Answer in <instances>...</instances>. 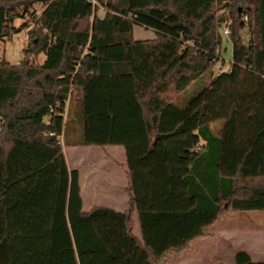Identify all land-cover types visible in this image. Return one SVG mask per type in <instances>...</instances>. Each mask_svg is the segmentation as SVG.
I'll return each instance as SVG.
<instances>
[{
	"label": "trees",
	"instance_id": "16d2710c",
	"mask_svg": "<svg viewBox=\"0 0 264 264\" xmlns=\"http://www.w3.org/2000/svg\"><path fill=\"white\" fill-rule=\"evenodd\" d=\"M96 1L0 0V49L41 5L25 59H0V264H165L224 217L264 211V0H230L221 73L229 0ZM72 145L125 147L127 210L83 209Z\"/></svg>",
	"mask_w": 264,
	"mask_h": 264
},
{
	"label": "rangeland",
	"instance_id": "374dc122",
	"mask_svg": "<svg viewBox=\"0 0 264 264\" xmlns=\"http://www.w3.org/2000/svg\"><path fill=\"white\" fill-rule=\"evenodd\" d=\"M228 4L219 6L217 12L223 19L232 16V12ZM41 5L37 4L28 13L20 11V16L15 21L17 30L12 33L11 38L7 39L0 49V59L5 58L12 64H20L26 57V48L29 42V34L27 27H22L23 24L32 23V12H39ZM221 28V25H220ZM137 37L146 39L155 36V31L152 29H145L140 25H134L133 29ZM222 33L221 56L222 61H219L214 67V73L226 66L232 61L233 44L230 38ZM242 36L245 42L248 41V28L242 31ZM46 58L44 52L37 55L30 56V63L37 65L42 63ZM211 77L205 80L208 85ZM198 89L197 85L191 86L187 93ZM1 128V122H0ZM121 147V148H120ZM122 146L105 145L104 147L88 145V146H65V156L69 167L78 168L81 177H83V184L87 188L93 186L97 188L94 196H89L85 192L86 202L92 201L91 206L107 205L119 211L128 209V195L123 191L122 182H118L122 173V166L125 165L124 151ZM122 175V174H121ZM121 184V185H120ZM121 186V188L119 187ZM133 224L135 233L139 234L140 224H138L137 212L133 215ZM255 228L257 232L252 235L251 244L254 247H262L264 243V211H251L250 213H238L224 217L211 226L203 238L195 240L189 244L188 250L181 256L168 258L165 264H216L221 260H228L230 257V250L234 251L235 237L232 232L238 228ZM227 231V232H223ZM226 233V234H225Z\"/></svg>",
	"mask_w": 264,
	"mask_h": 264
},
{
	"label": "crops",
	"instance_id": "0c3cea01",
	"mask_svg": "<svg viewBox=\"0 0 264 264\" xmlns=\"http://www.w3.org/2000/svg\"><path fill=\"white\" fill-rule=\"evenodd\" d=\"M146 29V28H145ZM134 37L136 39H139V40H145L144 38L142 39V37H137L134 33ZM156 37V32H155V36L153 37H149V38H155ZM149 38H146V39H149ZM79 146H82V145H79ZM122 146V145H120ZM122 150L124 151L125 147L122 146ZM121 148V147H120ZM124 160H125V165H123L122 167V175L119 173L120 175V179L121 180H118V182H120L121 186L123 187V191L127 193V195L129 196L128 197V201H129V198H130V193L128 192L127 188L128 186L130 185V179H129V176H128V160L126 159V151H124ZM78 169V168H76ZM79 170V169H78ZM81 177V175H80ZM121 186H119L121 188ZM95 190H97V188L93 187V186H89V187H85L84 184H83V177H81V193H82V196H83V209L85 211H90V209L93 207V206H89L90 203L92 202L91 200L89 202H86L85 200V192L90 196H94L95 194ZM97 206H104L106 207L105 205H97ZM109 207V206H108ZM128 207H129V203H128ZM112 208V207H110ZM115 209V208H113ZM117 210V209H116ZM127 210V209H126ZM119 211V210H118ZM122 211H125V210H122ZM121 211V212H122ZM137 212V208L134 207V210H133V215L134 213ZM247 213H250V212H247ZM137 215H138V212H137ZM138 224H139V217H138ZM223 232H227V231H223ZM257 232V230L253 227L251 228H238V229H235L233 230L232 232V236L235 237V248H234V251L233 250H230V257L228 260H221L220 262L216 263V264H221V263H229V264H235L236 262V252L239 251V250H244L246 253H248L251 257V259H253L254 261H264V243H263V246L262 247H254L252 244H251V240H252V235L255 234ZM137 234V233H136ZM226 234V233H225ZM138 237H141V227H140V230H139V234H137Z\"/></svg>",
	"mask_w": 264,
	"mask_h": 264
},
{
	"label": "built area",
	"instance_id": "2783aa9c",
	"mask_svg": "<svg viewBox=\"0 0 264 264\" xmlns=\"http://www.w3.org/2000/svg\"><path fill=\"white\" fill-rule=\"evenodd\" d=\"M92 1H93V3L95 5L99 6L100 9H105V6L103 4H99L96 0H92ZM245 20L246 21L248 20V15L247 14H245V16H244V21ZM231 22H232V18L231 17L225 18L224 21L222 22V25H221V28L223 29V35L225 37H227V38H229L230 34H231ZM217 53H219V55H220L221 54V49H218ZM222 60H223V58L220 55L219 56V61H222ZM231 62L232 61L228 62L225 67L220 68L217 71V73H221L223 71H228L230 69V67H231Z\"/></svg>",
	"mask_w": 264,
	"mask_h": 264
},
{
	"label": "water",
	"instance_id": "95a60500",
	"mask_svg": "<svg viewBox=\"0 0 264 264\" xmlns=\"http://www.w3.org/2000/svg\"><path fill=\"white\" fill-rule=\"evenodd\" d=\"M226 4H228V3H226Z\"/></svg>",
	"mask_w": 264,
	"mask_h": 264
}]
</instances>
